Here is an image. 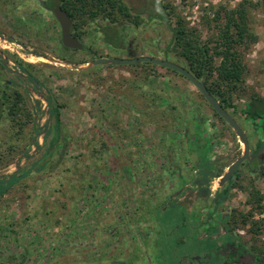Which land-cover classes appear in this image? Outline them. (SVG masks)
I'll return each mask as SVG.
<instances>
[{"label": "rangeland", "instance_id": "rangeland-1", "mask_svg": "<svg viewBox=\"0 0 264 264\" xmlns=\"http://www.w3.org/2000/svg\"><path fill=\"white\" fill-rule=\"evenodd\" d=\"M42 1L47 0H0V60L23 73L15 75L0 66V93L4 89L22 95L19 118L28 122L16 131L5 110L0 124V153L7 152L6 142H15L10 157L0 162V181L15 173L21 178L0 197V264H179L187 256H207L211 263L222 256L220 245L228 239L217 217L222 213L228 214L236 241L262 255L259 264H264V158L257 170L243 166L223 187L220 177L213 178L211 193L205 195L194 162L204 161L207 153L195 143L202 132L196 125L210 138L216 175L243 154L244 144L199 89L164 69L77 68L102 57L132 58L128 49L133 46L138 57L164 59L171 39L168 26L159 20L145 22L131 31L127 50L120 52L90 28L92 33L82 38L86 48L72 50L63 45L61 27ZM131 1L135 8H147L145 0ZM162 1L173 4L202 39L216 35L218 24L225 22L213 20L215 11L225 18L226 10L243 2ZM245 8L249 31L257 39L239 47L246 68L231 96L239 110L264 95V0H246ZM16 58L33 65L30 71L38 83L29 80ZM142 78L137 91L135 82ZM7 81L14 87H7ZM54 106L60 109L65 147L48 151L55 133L50 113ZM229 113L246 132L253 156L264 137L251 120L233 108ZM25 147L27 155L22 153ZM228 186L229 197L215 206L217 193ZM214 206L216 217L201 226ZM70 212L76 223L68 221Z\"/></svg>", "mask_w": 264, "mask_h": 264}, {"label": "trees", "instance_id": "trees-1", "mask_svg": "<svg viewBox=\"0 0 264 264\" xmlns=\"http://www.w3.org/2000/svg\"><path fill=\"white\" fill-rule=\"evenodd\" d=\"M147 8L143 7L135 8L131 0H61L59 2L55 0H47L46 3L51 6L55 3L60 4L63 10L67 11L72 19V32L74 36L84 39L90 35L88 29H96V32L100 35L103 43L112 48L115 52L121 50H127V36L131 33L134 28L142 26L145 22L151 23L153 20H159L161 23L166 24L171 31V39L165 49L166 60H171L187 68L193 73L198 79L204 81L208 86L210 92L221 102L224 108L229 112L230 108H233L235 112L243 115L246 119L251 120L258 128L261 135L264 137V95L261 97H253L248 103H246L241 110L234 106L231 100L232 93L239 86L245 73V64L241 58V52L239 47L247 45L248 42L256 41L257 37L251 34L248 28L247 14L245 3L243 0L239 4V7L232 8L229 11L226 10L224 13L225 18L220 17L221 11H215L213 20L225 19L224 24H218L220 30L218 33L212 36L202 39L200 31L197 27L191 25L187 21V18L178 12L177 8L173 4H166L162 0H145ZM208 13V11H207ZM208 25H210L211 19L206 18ZM83 48H86L83 43ZM137 46H133L132 49H128L131 52L132 58L138 57ZM172 52L174 54H172ZM173 55V56H172ZM221 58L220 63L217 64L216 60ZM24 73L29 74V80L32 83H38V78L30 71L32 64H29L20 58L15 59ZM1 66V65H0ZM131 67H143L145 69H164L167 72H174L184 78L181 73L169 69L164 66L155 65L149 62H143L140 64L130 65ZM102 67V65H98ZM112 67V66H108ZM88 71V70H87ZM187 79V78H186ZM1 82V81H0ZM135 89L141 91L143 87L142 80H136ZM1 84V83H0ZM7 87H11L6 83ZM226 86L227 90L223 87ZM1 88V85H0ZM0 93V124L4 117V111L8 113V118L17 126L16 131L24 130L27 121H21L19 113L21 111V103L24 101L20 93L6 92ZM144 94L145 92L142 91ZM154 90L152 94L154 95ZM147 95V94H145ZM156 97L152 96L150 101L154 102ZM49 104L52 105V99L47 98ZM214 110V109H213ZM215 114L222 120L223 119L215 110ZM51 116L54 117L53 124V138L51 139L52 148L49 143V150L53 148L57 150L65 147V142L62 141V121L59 107L54 106L51 108ZM259 119H261L259 121ZM154 121V120H151ZM205 127V126H204ZM36 131L39 132V128L35 126ZM14 129V128H13ZM196 129L201 131L197 135V140L202 147L206 149V157L204 161H198L194 165L199 168V182L200 186L205 187V195H210V184L213 178L219 177L221 174H215L217 170V164L210 159L209 150L211 149L210 138L204 136L205 130L201 124L196 125ZM262 129V131H261ZM204 131V132H203ZM51 132V131H50ZM50 132L45 136V144L48 141ZM206 133V132H205ZM65 141H68L65 139ZM7 152L0 153V162H3L6 158L10 157L9 151L11 148H15V142L11 145L9 142ZM67 143V142H66ZM263 144V143H262ZM258 145V148L262 146ZM39 146V143L37 142ZM68 145V144H67ZM22 153L28 154V148H24ZM259 161H263L262 158ZM257 161L256 166L259 164ZM248 166L250 162H247ZM249 168L255 170V166ZM264 173V172H263ZM21 180L15 174L7 181L3 179L0 181V197L6 194L15 184ZM90 185L93 182L90 181ZM205 184V186H204ZM82 187V186H81ZM85 182L83 185V196L85 195ZM230 187H226L223 191L219 192L221 201H225L229 197ZM47 212L44 213V215ZM51 213V212H50ZM72 212L68 215V221L71 224L76 223L77 220L72 219ZM15 231V230H14ZM233 241V240H232ZM221 247V245H220ZM223 247H225L223 245ZM241 253L245 255L246 259L251 263H257L262 261L263 256L257 253H252L247 246L239 248ZM226 252L229 250L225 249ZM226 255H222L219 259L215 260L214 264H224L227 260ZM229 260V259H228Z\"/></svg>", "mask_w": 264, "mask_h": 264}, {"label": "water", "instance_id": "water-1", "mask_svg": "<svg viewBox=\"0 0 264 264\" xmlns=\"http://www.w3.org/2000/svg\"><path fill=\"white\" fill-rule=\"evenodd\" d=\"M54 14L61 26V32H62V43L65 47L71 48V49H82L83 43L81 40L75 36L72 35V19L69 16V14L62 9L61 6H57L54 9ZM37 56L42 57L47 60H55L62 62V60H59L57 58H50L43 54L36 53ZM143 62H149L155 65L164 66L169 69L175 70L182 75H184L190 82H192L202 93V95L206 98L208 103L212 106V108L223 118L225 119L228 124L233 128V130L236 132L238 137L240 138L241 142L244 144V151L241 157H239L236 161H234L229 167L228 170L220 177L219 184L220 186H223L225 183L229 182L232 178V175L234 172L245 162V161H253L255 160L260 153L264 150V145L257 154L256 157L251 158L250 157V144L249 139L244 131V129L241 127L239 122L235 119L234 116H232L221 104V102L210 92L208 86L206 83L200 79H198L193 73H191L187 68L184 66L175 63L171 60L166 59H160L148 55H142L136 58H99L96 60H93L89 62L85 66H79L77 67L79 70H86L93 66L98 65H114V66H123V65H135L140 64ZM2 65L6 68V70L10 73H17L18 75H23L22 72L16 71L9 67V65L6 63L5 60H1ZM63 63L68 64L69 62L63 61ZM72 66L75 64L70 63ZM109 264H125L122 262L114 261Z\"/></svg>", "mask_w": 264, "mask_h": 264}, {"label": "flooded vegetation", "instance_id": "flooded-vegetation-1", "mask_svg": "<svg viewBox=\"0 0 264 264\" xmlns=\"http://www.w3.org/2000/svg\"><path fill=\"white\" fill-rule=\"evenodd\" d=\"M42 4H43V6L47 9V10H49L54 16H55V14H54V9H55V7H57V6H61L60 4H57V3H55L54 5L52 4L51 6H49L47 3H46V1H42ZM63 9V8H62ZM65 11V10H64ZM67 12V11H66ZM55 18H56V16H55ZM57 19V18H56ZM57 22H58V20H57ZM58 24H59V22H58ZM60 25V24H59ZM61 27V26H60ZM71 30H72V28H71ZM72 35H73V32H72ZM74 36V35H73ZM75 37H77V36H75ZM77 38H79V37H77ZM80 39V38H79ZM81 40V42L83 43V40L82 39H80ZM68 48V47H67ZM71 49V48H70ZM83 49V48H82ZM82 49H72V50H82ZM0 65L1 66H3L2 65V63H1V60H0ZM12 74H15V75H18L17 73H12ZM7 83L11 86V87H14V85H13V83H11V81H7ZM263 145H264V143L262 144V147H263ZM261 146L259 147V148H257L256 149V153L252 156L251 155V152H250V157L251 158H254V157H256L257 156V154L259 153V151L261 150V148H262ZM251 148V147H250ZM242 156V155H241ZM240 156V157H241ZM262 158V160H263V158H264V150H263V152L262 153H260V155L255 159V160H253V161H245L235 172H234V174L232 175V178H231V180L229 181V182H227V183H225L223 186H225L226 184H230V183H232L234 180H235V178L237 177V174H239V172L241 171V169L243 168V166H245V167H247V168H249L250 166H248V164H247V162H250V163H256L257 161H259L260 159ZM238 159V158H237ZM236 159V160H237ZM235 160V161H236ZM262 161H259V164L261 163ZM258 164V165H259ZM231 165V164H230ZM229 165V166H230ZM258 165L256 166L255 165V170H257V167H258ZM228 166V167H229ZM250 169V168H249ZM217 170H218V168H217ZM196 171V170H195ZM253 171V169H251V172ZM224 173H222L219 177H221L222 175H223ZM222 186V187H223ZM225 188H222V189H220L219 190V192H221V191H223ZM218 192V193H219ZM218 193H217V197L215 198V200H214V204H215V206H217V205H219L222 201L220 200L221 199V197L218 195ZM170 198H173V196L171 195L170 196ZM179 205H181V206H183L184 207V205H182V204H179ZM215 206L212 208V207H209L208 208V216H207V220L205 219L204 221H203V224L201 225V226H204V225H206L207 224V222H209V221H211L212 219H213V217L215 216V213L217 212L216 211V208H215ZM186 208V207H185ZM187 209V208H186ZM196 218L198 217V218H201L200 216H199V213H197L196 214V216H195ZM216 217V216H215ZM214 217V218H215ZM217 217H220V219L223 221V226H222V230H223V232H224V236L225 237H228V239L227 240H225V242H223L222 244H221V254L222 255H226V253H227V256H226V258H227V260L224 262V264H257V263H253V262H249L248 261V258L246 259V257H245V255L244 254H242L241 253V251H240V249L239 248H241L242 246H246L243 242H237L236 241V236L233 234V232H232V230L229 228V221H228V214H224V213H222V214H220V216H217ZM202 220V219H201ZM218 220V219H217ZM205 222V223H204ZM221 230V231H222ZM223 235V234H222ZM226 239V238H225ZM233 240V241H232ZM223 245L225 246V247H223ZM229 249L227 252H226V250L225 249ZM159 259V258H158ZM229 259V260H228ZM206 260H207V256H204V257H193V256H187L186 257V260H181L180 262H179V264H214V262H206ZM159 261V260H158ZM161 264V263H160Z\"/></svg>", "mask_w": 264, "mask_h": 264}]
</instances>
